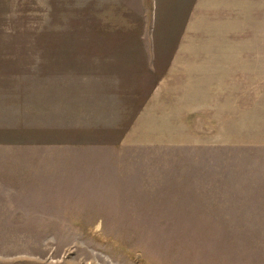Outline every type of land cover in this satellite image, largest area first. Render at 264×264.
Masks as SVG:
<instances>
[{"label": "rangeland", "instance_id": "rangeland-1", "mask_svg": "<svg viewBox=\"0 0 264 264\" xmlns=\"http://www.w3.org/2000/svg\"><path fill=\"white\" fill-rule=\"evenodd\" d=\"M240 1L255 59L204 114L171 70L194 0H0V264H264V0Z\"/></svg>", "mask_w": 264, "mask_h": 264}, {"label": "crops", "instance_id": "crops-1", "mask_svg": "<svg viewBox=\"0 0 264 264\" xmlns=\"http://www.w3.org/2000/svg\"><path fill=\"white\" fill-rule=\"evenodd\" d=\"M240 2H193L188 16L187 44L180 50L189 59H173L171 68L174 85L183 92H179L183 96L180 102H187L191 112L222 110V104L229 101L230 80L234 81L237 75V68L234 62L230 65L229 59H255L257 44L244 34L246 30L252 31L253 23L245 20L247 16L253 18V11L240 7Z\"/></svg>", "mask_w": 264, "mask_h": 264}]
</instances>
